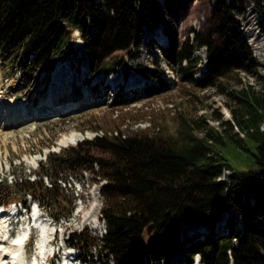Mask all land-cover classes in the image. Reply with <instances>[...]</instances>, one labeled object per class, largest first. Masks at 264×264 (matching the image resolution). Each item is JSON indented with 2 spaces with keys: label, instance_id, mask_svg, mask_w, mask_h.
<instances>
[{
  "label": "trees",
  "instance_id": "trees-1",
  "mask_svg": "<svg viewBox=\"0 0 264 264\" xmlns=\"http://www.w3.org/2000/svg\"><path fill=\"white\" fill-rule=\"evenodd\" d=\"M215 13L210 33L193 45L180 46L174 26L164 27L170 42L163 52L178 59L183 78L194 79V53L207 49L202 85L257 68L224 0H217ZM162 19L157 0H0V66L26 80L37 77L43 65L74 52L77 30L94 72L112 73L121 63L118 53L136 43L142 27L155 30ZM235 97L234 122L220 120L221 128L184 118L174 133L103 131L50 150L32 171L0 174V206H28L31 196L54 220L66 219L73 206L62 202L72 205L77 196L61 182L86 170L104 180L105 231L68 233V246L82 250L85 261L172 264L181 254L190 261L199 255L201 264H264V86L247 83ZM226 169L232 171L227 180L219 179ZM188 223L215 235L186 234Z\"/></svg>",
  "mask_w": 264,
  "mask_h": 264
},
{
  "label": "rangeland",
  "instance_id": "rangeland-1",
  "mask_svg": "<svg viewBox=\"0 0 264 264\" xmlns=\"http://www.w3.org/2000/svg\"><path fill=\"white\" fill-rule=\"evenodd\" d=\"M224 2L238 20L243 40L252 51L257 68L236 69L214 83L202 85L198 82L203 80L206 72L205 47L194 53L198 63L193 67V80L183 78L178 59L169 60L163 49L170 42L164 30L169 24L177 31L180 46L193 45L198 36L208 35L218 19L215 13L217 0H157L162 21L155 30L142 27L136 43L118 53L121 63L112 73L94 72L86 41L77 30L74 52L65 59L58 58L55 64L43 65L37 77L26 80L14 68L4 73L0 66V174L9 175L13 169L19 173L23 169L32 171L50 150L75 145L103 131L158 135L174 133L178 126L184 125V118L191 123L198 122L203 128H221L220 120L234 122L235 93L247 83L256 89L264 86V0ZM186 63L183 61L182 65ZM52 96L58 97L59 101H48ZM73 133H82L83 136L62 145L59 143ZM229 172L232 171H224L219 179L227 180ZM69 180L61 183L68 193L73 190L77 196L72 205L69 200L62 202L66 207L73 206L70 217L54 220L45 208L28 196L26 203L30 208L21 204V222L15 219L14 224L8 226L17 231L30 227L33 231V241H28L25 253L21 255L23 263L32 264L40 240V229L37 225L35 228L31 226L30 219L36 204L42 216L53 222L51 238L54 240L47 251H55V254L52 253L44 264L100 263L101 256L85 261L83 251L66 246V241L70 238L68 233L73 231L85 229L95 235L104 233L105 224L100 219L103 204L100 187L104 180L96 181L93 173L86 170L74 172ZM96 200L97 212L94 208ZM15 206L19 209L20 203ZM15 206H0V209L8 210L7 215H12ZM79 209L82 210L78 212ZM182 228L186 234L198 230L211 237L215 235L204 224L188 223ZM74 254L80 259L74 258ZM43 258L39 257V260ZM143 264L150 263L145 261ZM172 264H201V261L199 255L190 261L184 255L175 254Z\"/></svg>",
  "mask_w": 264,
  "mask_h": 264
},
{
  "label": "bare ground",
  "instance_id": "bare-ground-1",
  "mask_svg": "<svg viewBox=\"0 0 264 264\" xmlns=\"http://www.w3.org/2000/svg\"><path fill=\"white\" fill-rule=\"evenodd\" d=\"M57 98L52 96V97H50V99L48 101L51 100V102H52V99L59 101V99H57ZM4 105H5V103H4ZM82 136H83L82 133H73L69 136L63 137L61 139V141L59 140L60 141L59 143L65 144L66 142L67 143L72 142L73 139H77L78 137L81 138ZM94 203H96L94 208L97 212L99 210V205L97 203V200ZM81 210L82 209H79L78 212H80ZM7 214H8V210L4 212V211H2V209H0V264H28V263L22 262V256L21 255L24 252H22L23 246L21 244V239L23 236H24V239L27 238V235H28L29 231L31 230V228L28 227L27 229H25L26 227H23V228H20L19 231L15 230L14 228H9L6 220L4 219V216ZM10 217H12V216H10ZM30 219H32V222L35 225H37L40 229V237H39L40 240H39L38 245H37L39 248V251L37 252L38 254H36L34 259L31 261H32V264H44L43 260L42 261L39 260V256H41L42 252H43V256L45 258V256L48 254V251H47L48 246H50L51 245L50 242H52V240H54V238H51L53 222L49 221V219H47V218H44L42 216V213L40 211H38L36 208H34L33 212L31 213ZM11 223L12 222L10 221L9 225ZM31 226H33V225H31ZM8 232L10 233L9 237H7ZM14 232H16V235H13ZM25 245L26 244H24V246ZM15 253H19V256L17 258H13V255ZM74 255H76V254H74Z\"/></svg>",
  "mask_w": 264,
  "mask_h": 264
}]
</instances>
